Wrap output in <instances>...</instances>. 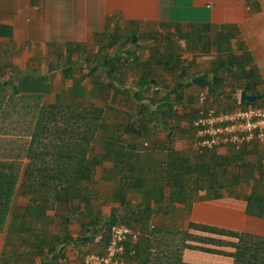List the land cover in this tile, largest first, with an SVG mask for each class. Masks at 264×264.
<instances>
[{"label": "trees", "instance_id": "16d2710c", "mask_svg": "<svg viewBox=\"0 0 264 264\" xmlns=\"http://www.w3.org/2000/svg\"><path fill=\"white\" fill-rule=\"evenodd\" d=\"M204 27L199 34L179 33L178 37L196 46L200 43L206 52L213 46L218 50L220 58L208 95L226 93L224 77L219 76V72H226L235 81L231 92L245 90L262 97L259 86L263 79L251 54L245 51L237 55L232 51L237 25L223 24L215 30L210 24ZM119 28L107 27L97 34L98 49L89 55L85 44L67 42L66 51L60 52L58 61L46 73L22 75L12 69L8 79L0 78V231L7 230L11 235L8 242L13 243V249H5L2 254L3 264H36L37 258L40 264H61L66 245L79 242L97 246V251L92 246L89 252L104 253L117 223L135 231L146 230L132 245L135 258L143 257V264H182L187 231L175 227L166 236L156 235L157 230H169L155 222L156 215L168 205L181 203L191 210L195 201L221 198L225 193L245 199L247 213L264 218V165L247 158L253 153V144L240 149L230 147L227 154L203 148L186 155L170 149V134L165 139L154 136L158 125L154 123L151 104L166 101L167 107L161 104L163 115L175 120L174 128L181 129L183 114L174 108L172 98L177 105L184 104L187 94L183 89L194 84L195 74H190L177 51L178 38L166 36L167 47L161 52L159 38L148 33L149 44L155 45L149 47L147 56L137 51L142 48L138 31L128 29L121 34ZM131 45L135 48H129ZM58 68L72 85L55 94L56 102L37 110L33 116L37 123L30 130L32 139L28 145L19 144V149L13 150L12 125L6 120L7 98L2 92H10L9 104L16 97L49 95L54 91ZM165 72L171 74L170 82L160 79ZM130 78L131 84L140 89L126 86ZM152 87L164 93L159 96L155 91L158 97L145 102L143 89L149 92ZM254 102H260V98ZM16 105L17 102L13 109ZM196 113L197 108L190 117L191 124ZM166 124L163 128L171 130L172 124ZM98 130L103 135L91 146L90 139ZM52 154L54 160L49 161ZM23 158L29 162L21 167ZM98 167L102 168L101 179L114 183L110 197L103 200V204L115 203L109 215L93 199L97 195L93 185L98 183ZM245 183H252L249 193L240 190ZM133 192L142 198L133 202ZM18 196L25 201L17 202ZM53 221L59 225L58 230L64 231H51ZM72 223L79 224L82 230L76 238L68 232ZM235 255L234 264H264V237L241 232Z\"/></svg>", "mask_w": 264, "mask_h": 264}, {"label": "crops", "instance_id": "0c3cea01", "mask_svg": "<svg viewBox=\"0 0 264 264\" xmlns=\"http://www.w3.org/2000/svg\"><path fill=\"white\" fill-rule=\"evenodd\" d=\"M205 24H210L212 30L223 24L237 25L238 32L232 39V51L237 55L245 51L251 54L263 79L259 88L264 95V0H0V78L8 79L13 74L12 69L19 70L22 75L28 72L46 73L55 62L45 64L44 60L54 57L57 62L60 52L66 51L67 42L93 43L96 35L107 27L114 29L129 25L131 31L141 32L142 26H153L159 33L162 52L167 47L166 36L180 39L179 33L187 36L199 34ZM212 30L209 33L213 35ZM180 40L185 42V48L182 50L179 45L177 51L185 65L189 66L190 74L206 76L210 83L201 87L193 82L191 86L185 87L183 90L187 95L184 99L187 100L184 104L177 105L172 98L174 108L178 107L183 114L181 129L174 128L175 120L164 115L161 121L156 122L155 119L158 129L154 136L165 139L170 134V149L189 155L192 150H198L194 118L191 124L190 117L195 114L200 90L209 91L220 57L215 46L206 52L200 43L197 46L194 42L188 43L185 37ZM150 41L141 38L138 43L142 48L137 49L138 53L144 52L148 56L149 47L155 45L152 42L149 44ZM143 44L147 46L146 50ZM134 45L129 48L134 49ZM74 57L77 58L76 55ZM191 62L193 64L189 65ZM56 72V75L63 78L61 68ZM222 73L219 72V76L224 77L226 93L222 96H209L208 104L218 109H231L237 105L238 94L242 90L231 92L235 81L228 73ZM166 103L160 102L156 107ZM164 122L172 124L171 130L163 128L167 125ZM229 148L223 146L216 150L220 154H227ZM141 198L142 195L137 193L133 196V202ZM113 206L115 203H110L107 208L109 210L104 206L103 212L109 215ZM155 222L169 229L157 230L156 235L160 233L166 236L175 227L187 231L182 264H234L241 232L264 237V218L248 214L247 201L227 193L221 198L197 200L191 210L181 203L163 207L160 214L156 215ZM51 231L61 233L64 230ZM81 231L68 230L75 238ZM136 231L141 235L146 234V230ZM9 237L11 235L7 230L0 231V259L5 249H13V243L8 242ZM137 239H129L125 252L119 257L120 264L144 263L143 257L140 260L135 258L132 248ZM92 246L97 251V246L90 242L66 245L65 257L60 259V263L82 264L83 255ZM41 262L40 258L36 259V264ZM0 264H3L1 260Z\"/></svg>", "mask_w": 264, "mask_h": 264}, {"label": "built area", "instance_id": "2783aa9c", "mask_svg": "<svg viewBox=\"0 0 264 264\" xmlns=\"http://www.w3.org/2000/svg\"><path fill=\"white\" fill-rule=\"evenodd\" d=\"M209 95L200 91L198 95L196 143L198 149L234 147L240 149L264 140V95L260 102H241L231 109H218L208 104ZM249 102V101H248ZM139 233L124 223H117L110 232V241L104 253L88 252L82 264H120L121 255L129 238L137 239ZM102 236L96 241L100 242Z\"/></svg>", "mask_w": 264, "mask_h": 264}, {"label": "rangeland", "instance_id": "374dc122", "mask_svg": "<svg viewBox=\"0 0 264 264\" xmlns=\"http://www.w3.org/2000/svg\"><path fill=\"white\" fill-rule=\"evenodd\" d=\"M142 27H143L142 31L138 32V33L140 34V36H142V38L144 40H146V41L150 40V38L147 36V34L151 33V34H155L159 38V40H157V42H161L159 33L157 32L156 28H154L153 26L150 27L148 25L142 26ZM129 28H130L129 25L125 26L124 29L120 27L119 31L121 34H123ZM146 30H149V31H146ZM178 40H177V43L179 45H181V49L184 50L185 46L183 44H185V42H181L180 39H178ZM85 47L87 48V54L88 55L91 51L96 52L98 49L96 42L87 43V44H85ZM178 48H179V46H178ZM49 55L52 56V54H49ZM50 61L56 62V58L53 57L51 59L44 60L45 64L49 63ZM162 75H163V77H161L160 79H162L164 82H165L164 79L169 80V82L172 80L170 73L165 72V73H162ZM132 81H133V78H130L126 83V86L127 87L132 86L134 88V85H135L136 89H138V88L140 89V87L137 84H131ZM53 84H54V91L50 95H42V96H37V97L29 95V96H25L24 99H21L23 97H21V98L16 97L18 99L16 101L14 100V102L11 101L10 104H9V98L11 95L10 92L6 91V90L2 92V96H3V94H5V96L7 98L6 102H5V109L9 113H6V120L8 122H10V124L12 125L11 129L13 132V134H12L13 136H11L12 141H10V143L12 142L13 150L17 151L19 149V144H23V145L29 144V141H30V139H32V136H33L32 131H30V130H33V127L37 123V117H33L34 114L36 115L37 110L40 109L42 106L56 102V100H54L55 94L58 91H60L61 88H64V89L69 88V86L72 85V81H71V79H63L62 76L56 75V77L53 79ZM84 84H85V82H84ZM88 87L91 88L92 85L89 84ZM143 91H144L143 100L145 102H149V100H150L149 98L153 97V99H154V98L158 97V95L155 94L156 93L155 91H159V96H160V94L164 93L163 91H160V89H158V88L156 89L155 87H152V89L149 92H148V90L146 91V89H143ZM102 100L103 99H100L99 101L102 103ZM15 102H17V105H16L17 108L13 109ZM105 102H106V100H103V104ZM157 104H160V103H156V100L154 101V104H151V106H152L151 108H153L151 111L153 113L154 119H156V122L161 121L164 117V115L162 113L163 111L161 109L162 106L159 105L158 107H156ZM8 106H9V109H8ZM196 117H197V113H196L194 120L196 119ZM19 120L21 121V123H19ZM22 128H24L25 131ZM101 134L103 135L101 130L100 131L98 130L97 133L95 134V137L90 139L91 146L98 139L101 138ZM9 139H10V136H9ZM251 149L253 150V153L248 155L247 158L251 161H262V163L264 165V141L255 143L254 145H252ZM51 151H55V150L53 149ZM50 156L51 155H49L48 160L49 161H51L50 159L54 160V154H52L51 157ZM26 162L28 163L29 159L23 158L21 160V167ZM101 174H102V168L98 167L96 170V178L98 179V183L93 185V189L95 191V194H97V195L94 196L93 199H94V202L96 203V205H101L102 210H103L104 206H106V210H109V209H107L109 204H107V203L103 204V200L110 197V193H111V190L113 188L112 187L113 184H112V182L103 181L101 179ZM251 186H252V183H248V184L245 183L241 187L240 190L243 193H249L251 191ZM135 194H137V192L136 193L133 192L130 195V197L133 199V196H135ZM16 200L19 203L25 201V199H23L21 196H18L16 198ZM49 212L51 214H54L53 210H50ZM54 223L57 224L56 222L53 221L52 229L58 230L59 225H55ZM71 228H72V230H80V225L76 224V223L75 224L72 223ZM172 229H174V228H172ZM13 240H15L14 243L18 246L19 243H18L17 238H15V236H14ZM83 257H84V255H83Z\"/></svg>", "mask_w": 264, "mask_h": 264}, {"label": "water", "instance_id": "95a60500", "mask_svg": "<svg viewBox=\"0 0 264 264\" xmlns=\"http://www.w3.org/2000/svg\"><path fill=\"white\" fill-rule=\"evenodd\" d=\"M192 81L197 84L200 85L201 87H206L209 85V79L206 76H195ZM261 96H258L256 94H250L247 93L245 90L241 91V102L244 103L246 101L249 102H254L255 100H257L258 98H260Z\"/></svg>", "mask_w": 264, "mask_h": 264}]
</instances>
